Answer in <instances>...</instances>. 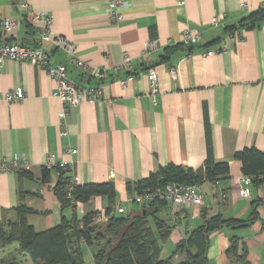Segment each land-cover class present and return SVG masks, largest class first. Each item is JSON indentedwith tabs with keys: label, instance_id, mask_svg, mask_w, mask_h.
Segmentation results:
<instances>
[{
	"label": "crops",
	"instance_id": "0c3cea01",
	"mask_svg": "<svg viewBox=\"0 0 264 264\" xmlns=\"http://www.w3.org/2000/svg\"><path fill=\"white\" fill-rule=\"evenodd\" d=\"M109 1L0 0V15L18 23L10 37L0 28V43L36 46L39 28L30 12L44 13L51 20L50 31L71 42L73 58L87 65L85 70L68 65L67 77L83 88H102L99 101L68 108L61 118L55 84L45 68L27 61L0 63V96L17 87L24 92L19 102L0 101V159L24 158L29 163L24 170L32 175L0 173V223L16 221L19 186L35 212L26 220L36 232L57 226L62 218L70 220L73 213L81 220L105 210L102 197L61 209L52 190L58 175L51 173V181L41 183L50 155L70 169L76 184L112 182L116 206L124 207L130 201L128 183L169 163L200 168L210 148L214 162L229 164V177L200 185L201 206L172 209L167 204L157 213L163 219L159 213L165 210L173 221L163 220L175 226L165 243L175 248L203 224L202 212L206 219L221 215L247 221L255 216L246 225L212 231L207 261L264 264V182L252 184L248 199L239 197L237 181L245 174L234 158L244 149L264 152V23L240 32L239 41L224 30L264 8V0H124L129 7L116 22L110 20ZM214 17L220 20L217 25L211 23ZM184 29L199 32L200 42L182 44ZM147 40L158 43L150 54L142 51ZM43 48L50 65L70 63V55L52 43ZM125 56L129 66L123 63ZM171 68L177 70L175 79ZM94 69L104 70V78L94 79ZM149 69L159 78L155 102ZM232 238L238 239L237 259L227 254ZM177 257L182 258L177 255L175 261Z\"/></svg>",
	"mask_w": 264,
	"mask_h": 264
},
{
	"label": "trees",
	"instance_id": "16d2710c",
	"mask_svg": "<svg viewBox=\"0 0 264 264\" xmlns=\"http://www.w3.org/2000/svg\"><path fill=\"white\" fill-rule=\"evenodd\" d=\"M260 23H264V8L249 13L236 25L226 26L224 30L229 34L240 33L256 28ZM172 50L169 49L168 53ZM234 158L241 162L245 175L264 173V152L244 149L236 152ZM51 173L58 175L52 190L61 209L74 208L77 203L86 204L94 197H102L107 202L104 210L107 221L94 223L100 212H89L81 220L73 213L70 220L62 218L57 226L36 232L26 220L29 214L35 212L25 204L27 193L19 186L18 205L14 209L16 221L3 220L0 223V251L17 245L16 251L28 256L32 264H86L84 248L91 250L92 264H208L207 239L212 231L223 226H243L256 218L252 216L247 221L225 220L217 215L206 219L202 212L203 224L184 235L170 255L162 258L160 242L165 243L175 227L157 216L168 204L165 200L155 197L136 213L117 214L116 190L112 182L76 184L68 167L56 165L42 169L41 183H49ZM16 174L19 178L32 179L27 170H18ZM228 177L229 164L214 162L209 148L202 167L192 169L169 163L143 180L128 183L126 190L134 202L135 196L148 188H163L172 183L201 185ZM149 217L153 220L154 228L150 226ZM237 242L238 239L232 238L227 249V254L236 259ZM177 255L182 256L179 261H175ZM0 264L19 262L11 256L8 259L0 258Z\"/></svg>",
	"mask_w": 264,
	"mask_h": 264
},
{
	"label": "built area",
	"instance_id": "2783aa9c",
	"mask_svg": "<svg viewBox=\"0 0 264 264\" xmlns=\"http://www.w3.org/2000/svg\"><path fill=\"white\" fill-rule=\"evenodd\" d=\"M179 3H183L179 0ZM26 6V5H25ZM129 4L124 0H110L109 11L110 20L116 22L121 20V12L126 10ZM30 20L33 24L38 26L36 46H27L24 44L16 43H0V63L4 60L12 61H27L32 65L40 66L46 69L48 77L54 82L55 88L53 96L57 98L62 106L60 117L63 118L66 115V110L71 107H76L85 102L99 101L102 95L101 86L94 88H83L70 80L67 77L68 65L73 64L83 70L87 68V65L77 58H73L75 50L74 45L68 40L60 36H55L50 31V18L44 13L30 12ZM219 18L214 17L211 20L213 25L219 23ZM18 23L16 21L6 19L0 15V28L8 37L12 36L16 30ZM230 37L236 40H240V34L234 32L230 34ZM201 40V34L199 32L184 29L181 35L180 42L186 46L197 44ZM52 43L55 48L66 51L70 55V63H60L55 66L50 65L49 57L46 50L43 48L44 43ZM158 47V43L153 40H147L142 45V51L145 54L154 52ZM210 54V52H207ZM130 59L125 56L123 63L129 66ZM123 65H121L122 67ZM170 75L172 78H177L178 73L174 68L170 69ZM94 79L101 80L104 78V70L94 69L91 72ZM147 79L150 83V97L153 102L156 101L159 95V78L154 69H149ZM125 82H122L124 85ZM24 98V92L22 88L17 87L14 90H10L0 96V101L7 103L19 102ZM75 151H72L74 153ZM55 157L50 155L46 158L44 167L51 168L56 166ZM62 166V165H61ZM29 163L24 158L14 157L11 160L0 159V173H16L18 170L28 169ZM239 189L238 195L243 199L250 197V187L254 182H264V173L257 175H242L238 179ZM155 197H160L170 204L172 209L177 208H189L192 206H201L203 204V193L198 184H179L172 183L167 184L163 188L146 189L142 194L135 196L134 202L139 204H146L152 201ZM117 214H123L125 212L124 207L117 205L115 207ZM108 219L105 212L99 213L94 219V223H104Z\"/></svg>",
	"mask_w": 264,
	"mask_h": 264
},
{
	"label": "rangeland",
	"instance_id": "374dc122",
	"mask_svg": "<svg viewBox=\"0 0 264 264\" xmlns=\"http://www.w3.org/2000/svg\"><path fill=\"white\" fill-rule=\"evenodd\" d=\"M123 206L125 207V212L123 213V215H128V214H132L134 213L135 211H139L141 209L140 205L136 202H132L131 200L127 203H124ZM103 212V211H102ZM105 212V211H104ZM101 213V212H100ZM159 215L163 218V219H168L169 221H173V219H171V217H167V212L165 210L161 211L159 213ZM176 222L178 223L177 224V227H180V221L177 219ZM149 223H150V226L151 227H155L154 224H153V220L149 217ZM173 224V222H170ZM179 230V228L177 229ZM160 245L162 247V251H161V257L162 258H165L167 256L170 255V253L174 250V246H171L170 243H162L160 242ZM17 249V245H14V246H11L5 250H2L0 251V256L1 258H10L11 256H14V258H16V260L21 264H32V262L30 261V259L28 258V256H24L23 254L21 253H18L16 251ZM83 253H84V260H85V263L86 264H92V254H91V250L90 249H87V248H84L83 249ZM181 258L180 257H177L176 261H179Z\"/></svg>",
	"mask_w": 264,
	"mask_h": 264
},
{
	"label": "water",
	"instance_id": "95a60500",
	"mask_svg": "<svg viewBox=\"0 0 264 264\" xmlns=\"http://www.w3.org/2000/svg\"><path fill=\"white\" fill-rule=\"evenodd\" d=\"M143 207H144V205H143ZM144 213V212H143Z\"/></svg>",
	"mask_w": 264,
	"mask_h": 264
}]
</instances>
